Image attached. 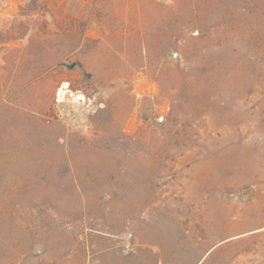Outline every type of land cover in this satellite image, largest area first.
<instances>
[{
    "label": "rangeland",
    "instance_id": "rangeland-1",
    "mask_svg": "<svg viewBox=\"0 0 264 264\" xmlns=\"http://www.w3.org/2000/svg\"><path fill=\"white\" fill-rule=\"evenodd\" d=\"M0 264H264V0H0Z\"/></svg>",
    "mask_w": 264,
    "mask_h": 264
},
{
    "label": "bare ground",
    "instance_id": "bare-ground-1",
    "mask_svg": "<svg viewBox=\"0 0 264 264\" xmlns=\"http://www.w3.org/2000/svg\"><path fill=\"white\" fill-rule=\"evenodd\" d=\"M61 94V93H60Z\"/></svg>",
    "mask_w": 264,
    "mask_h": 264
}]
</instances>
